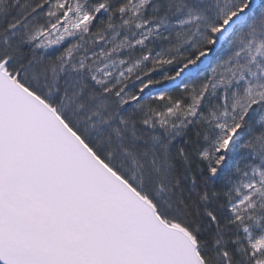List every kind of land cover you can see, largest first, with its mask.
Here are the masks:
<instances>
[{"label": "snow or ice", "instance_id": "1", "mask_svg": "<svg viewBox=\"0 0 264 264\" xmlns=\"http://www.w3.org/2000/svg\"><path fill=\"white\" fill-rule=\"evenodd\" d=\"M0 264H264V0H0Z\"/></svg>", "mask_w": 264, "mask_h": 264}]
</instances>
